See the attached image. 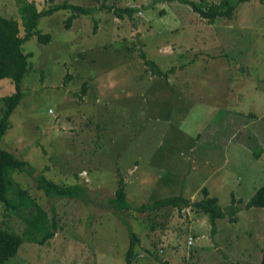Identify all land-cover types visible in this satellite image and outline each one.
<instances>
[{
    "label": "rangeland",
    "instance_id": "obj_1",
    "mask_svg": "<svg viewBox=\"0 0 264 264\" xmlns=\"http://www.w3.org/2000/svg\"><path fill=\"white\" fill-rule=\"evenodd\" d=\"M24 1L34 2L38 10L52 3L0 0V13L19 22L21 36L18 8ZM68 1L136 10L119 19L100 8L75 17L68 29L63 23L68 11L59 10L38 19L37 31L50 35L48 44L33 36L22 45L23 53L31 54L29 69L0 147L56 184L84 185L90 201L46 197L29 175L12 172L13 187L27 190L54 215L58 228L43 246L21 237L22 245L7 264H123L126 229L104 201L120 177L131 205L190 197L201 183L194 199H201L206 188L221 210L234 211L232 220L215 221L214 233L208 216L192 208L121 212L140 240L132 264H257L264 216L260 208L244 203L264 182V0L237 2L232 17L214 20L180 0ZM140 52L166 76L153 74ZM83 82L94 100L69 95ZM13 92V84L1 79L0 96ZM215 102L222 109L217 116L209 108ZM227 113L243 116L241 133L257 135L255 148H227L226 157L213 140L191 148L198 132L206 140L207 129L213 135ZM255 149L259 159L249 153ZM134 161L136 167L127 166ZM178 175L181 181L168 182ZM16 190L10 189L8 197L15 199ZM239 198L242 204L232 202ZM27 212L19 215L0 205V228L22 235Z\"/></svg>",
    "mask_w": 264,
    "mask_h": 264
},
{
    "label": "trees",
    "instance_id": "obj_2",
    "mask_svg": "<svg viewBox=\"0 0 264 264\" xmlns=\"http://www.w3.org/2000/svg\"><path fill=\"white\" fill-rule=\"evenodd\" d=\"M47 7L38 10L34 2L24 1L18 8L20 13L21 24L24 34L20 35L19 22L14 18L4 17L0 13V80L8 79L14 86V92L9 95L0 96V103L3 107H0V142L5 135L6 129L9 128V116L12 114L15 107L19 104L22 98L21 82L25 78L29 69L28 57L31 54H24L22 45L30 40L33 36H36L38 42L42 45H46L50 41L49 34H41L37 31V24L39 17L43 15H52V13L59 10H67L68 16L64 19V29H68L71 21L80 15H88L98 9L106 8L111 11L115 17L121 19L124 15L131 17L135 12V8L131 6H114L101 4L100 8L92 6H85L70 2L68 0H62L60 2H53ZM158 1H171V0H158ZM183 3L188 4L191 9L199 16L205 19L214 20L217 17H232V11L239 2L247 0H223L218 4H206L200 1L194 0H180ZM238 2V3H237ZM93 32H96V25H94ZM140 59L155 75L166 76L167 72L162 70L151 58H147L145 53H138ZM66 77H69L68 75ZM88 84L83 82L79 86L78 90L70 93V96L74 97V100L82 101L85 96L92 100L93 97L87 94ZM76 101V102H77ZM231 113H227L226 116L222 115L220 123L213 127L214 139L212 144L219 147L224 145L227 140L233 139L235 141L246 142L248 147L256 146L255 136L250 134H243L245 126V120L240 115L239 127L240 130L232 127L231 123H227ZM238 115V114H233ZM228 130V131H226ZM253 155L257 153L252 151ZM134 161L131 165H135ZM114 167V166H113ZM141 170H143L141 168ZM14 171L25 173L29 175L34 181L37 190L43 191L44 195L49 198H70L73 200H79L84 202L90 201V196L87 188L82 184H69L59 185L46 178L44 174L36 171L27 160L16 156L14 153L0 147V205L3 204L5 210L15 212L22 215L24 209H28L27 215L22 216V220L26 223L28 230V237L25 236L26 228L22 235L15 234L8 231L6 228H0V264H7L10 259L14 258L18 252L19 247L23 243L22 238H26L29 243L43 246L49 241L58 228L57 221L54 215H49V212L41 205L35 202V199L30 196L27 190L20 187H16L11 179V173ZM126 174L127 171L125 169ZM147 173V171H146ZM138 175V172H137ZM126 181L122 177L116 181V187L112 190V195L108 196L105 201V207L111 208V213L117 216L120 223L125 227L127 233V249L123 256V264H132L134 258V250L140 242L138 236L130 230L129 225L122 219L121 212L132 211L135 213H148L156 210H160L165 207H173L177 209L192 208L197 212H201L208 216V223L212 227L211 231L214 233L215 221L227 219L228 221L233 219L234 211L227 209L223 211L218 205V198L216 196H210L206 188H202V197L198 200L190 201V199L183 197L182 195H173L155 199L154 201L147 203H140L137 205H131L127 200L125 191ZM16 190L17 201L8 197L10 189ZM232 202H239L242 204L241 198ZM244 207H257L262 210L264 216V182L258 186L250 197L244 203ZM32 232V233H31ZM22 237V238H21ZM259 249V248H258ZM167 264V263H164ZM257 264H264V241L259 249V256Z\"/></svg>",
    "mask_w": 264,
    "mask_h": 264
},
{
    "label": "crops",
    "instance_id": "obj_3",
    "mask_svg": "<svg viewBox=\"0 0 264 264\" xmlns=\"http://www.w3.org/2000/svg\"><path fill=\"white\" fill-rule=\"evenodd\" d=\"M237 71L233 72V73H236ZM215 104L217 106H209V108L211 109L210 112H213V116H217L216 112H221L222 109L221 107L215 102ZM224 106V105H223ZM239 119L240 117H238V115H233L231 114L229 119H227V123H231L232 127L236 128L237 130H240V127H239ZM211 130L212 128H208L207 129V134H208V137L206 138V140L203 139V135H202V131L201 132H198L197 135H196V138L195 140L192 142L191 144V148L195 149L196 148V143H200L202 146H206V145H211V141L213 140L214 136L211 134ZM242 131V130H241ZM257 135H255V139H256ZM256 141V140H255ZM261 144V141L259 142ZM256 146H257V141H256ZM203 147V148H204ZM219 150L222 151L224 157L227 156V148L228 150L229 149H234V150H237L238 148H240L241 150H244V151H247L248 149V146H247V143L246 142H242V141H235L233 140L232 138L227 140L226 143L224 145H220L219 146ZM255 148V147H254ZM254 151H258V149H255ZM250 154L253 155L252 152H249ZM254 156V155H253ZM260 157L256 155V159H259ZM194 160V156L192 155L190 157V161L191 163L193 162ZM147 171V170H146ZM211 176V175H209ZM209 176L204 180V181H207V179L209 178ZM181 175H178V176H172L169 178L168 182H171V181H174L175 179H178L181 181L180 179ZM187 181L189 182V179H187ZM203 181V182H204ZM201 185V183H199V185L196 187V189L193 191L192 195H190V199H194V196L196 195L198 197V194H199V186ZM181 190H182V185L180 186ZM254 192V191H253ZM231 195L233 197H235V195L233 193H231ZM236 198V197H235ZM200 213V212H199ZM202 215H204L203 213H200ZM223 220V219H222Z\"/></svg>",
    "mask_w": 264,
    "mask_h": 264
},
{
    "label": "clouds",
    "instance_id": "obj_4",
    "mask_svg": "<svg viewBox=\"0 0 264 264\" xmlns=\"http://www.w3.org/2000/svg\"><path fill=\"white\" fill-rule=\"evenodd\" d=\"M179 195H181V194H179ZM182 196H183V197H185V198H188V199H190V197H187V196H184V195H182ZM194 200H197V199H193V200H192V199H190V201H194ZM187 208H188V207H187ZM189 209H190V208H189ZM200 213H201V212H200ZM189 238H191V239H192V237H188V238H187V241H188V239H189ZM187 241H186V243H187ZM192 244H193V239H192ZM187 245H188V244H187ZM188 246H189V245H188Z\"/></svg>",
    "mask_w": 264,
    "mask_h": 264
},
{
    "label": "built area",
    "instance_id": "obj_5",
    "mask_svg": "<svg viewBox=\"0 0 264 264\" xmlns=\"http://www.w3.org/2000/svg\"><path fill=\"white\" fill-rule=\"evenodd\" d=\"M187 244H188L189 246L192 245V239H191V238L188 239Z\"/></svg>",
    "mask_w": 264,
    "mask_h": 264
}]
</instances>
